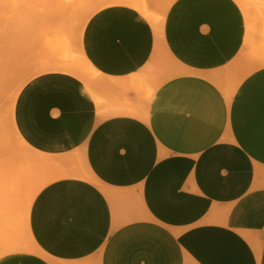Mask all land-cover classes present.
Segmentation results:
<instances>
[{
    "label": "crops",
    "instance_id": "0c3cea01",
    "mask_svg": "<svg viewBox=\"0 0 264 264\" xmlns=\"http://www.w3.org/2000/svg\"><path fill=\"white\" fill-rule=\"evenodd\" d=\"M162 28L182 71L152 78L149 100L132 79L157 37L123 5L83 29V53L106 82L97 97L61 72L22 87L21 138L87 178L41 188L28 221L39 252L0 264H264V63L245 43L244 13L235 0H174Z\"/></svg>",
    "mask_w": 264,
    "mask_h": 264
},
{
    "label": "bare ground",
    "instance_id": "6f19581e",
    "mask_svg": "<svg viewBox=\"0 0 264 264\" xmlns=\"http://www.w3.org/2000/svg\"><path fill=\"white\" fill-rule=\"evenodd\" d=\"M173 1L174 0H168L166 2L164 10L160 13L157 11H153L146 0H49V2L47 1L48 2L47 6L44 8L42 13L40 12L41 16L39 15L41 17L40 22L42 28L44 29V32L48 31L49 28L51 29V27H53L52 25L56 23L63 24L66 23L72 17L73 18L77 17V20L78 19L80 20L79 22L75 19L73 20L76 22L78 26V28L76 27L77 29L76 37L77 36L80 37V47L79 50L73 51L70 45L64 44L63 42L60 43V39H59L60 45H64V46H59V43L57 41L58 39H56L54 42L57 41L56 42V45L58 44L57 47L54 48L55 44L53 43L54 45L52 44L50 48V49L53 48V51H50V55L52 56V58L49 57L48 59L47 57L49 55L45 56L44 61H42V63L39 64L38 66H36L37 68L35 67L33 69L34 72L37 73V75L46 72H61L68 74L82 81L83 84L87 87V89L93 95H96V91H95L96 88H99L101 85L104 86L106 82L94 83L93 80L94 76L102 78V74L95 67H93L92 64L86 59L81 47V37H82L83 29L88 19L94 13V11L98 10L99 8L102 9L104 7L114 6V5H123L130 7L136 10L148 22H150L157 37V43H156L153 59L155 60V57H158L160 51L163 50L171 60L172 57L170 56L166 48L162 45L161 38H162V29H163L162 27H163L165 15L167 9L169 8L170 4ZM235 1L242 9L247 21L246 35L248 34V37L246 40L247 42L245 41V43L246 44L248 43L247 44L248 46L249 44L250 45L252 44L251 37L252 34H254L253 32L256 29L255 27L258 25V23L261 22L262 25H264V3H262L263 5L261 6L260 3L257 4L254 3L253 0H235ZM39 3H42V1ZM41 5L43 6V4ZM41 9L39 11H41ZM261 28L263 27H260V30H262ZM52 29H54V27ZM263 36L264 35H262V38ZM253 37L257 39L258 36L253 35ZM262 38L260 37V40ZM255 39H254L255 42L260 41ZM47 40L49 41V39ZM47 40L44 41L43 43L51 44L53 39H50L49 41L50 43L47 42ZM255 44L258 45L260 44V42L258 44L256 42ZM48 46L50 47V45ZM5 47H6L5 44L0 46V98L5 87L9 86V84H12L13 86L12 89L9 88V90L11 91H8L10 93L8 94L11 104H9V108H7L8 110L5 112L6 114L5 117L6 119L8 118L7 123H3L2 116L0 114V235H1L0 242L3 243V246L1 247L0 250V255L8 254L16 251L36 250L37 252H39L38 247L36 246L30 235L29 226H28L30 207L36 194L46 184L58 178L70 177V176L87 178V175L81 169L76 167L73 168L68 167V165L72 161L71 158L62 157L57 159L47 155L40 154L36 152L34 149H32L19 135L14 123V105L20 90L29 81V79L32 78L28 77L29 76L27 75L28 73L26 74L28 70L25 72H20L21 70L19 69L20 73L16 74V69H18V67H16V64H14L16 63L15 61L16 59L10 57L12 54L8 55V53L3 51ZM250 49L251 51L250 50L249 51L252 54V48ZM255 57L257 61L264 63V45L261 46L258 49V51H256ZM180 71H182V69L178 67L176 70H172V72L168 73L166 76L164 75L161 78L165 79L169 77L172 73L174 75ZM157 73L158 72L154 74L152 73V77L153 78L159 77L160 75ZM27 78L28 81H26ZM212 78L214 80H217L216 77H212ZM157 86L158 83L155 85V87L152 89L151 93L149 94L148 100L151 98ZM97 103L99 105L101 104L100 98L97 99ZM8 129L11 131L12 137L16 141V144H18V147L21 149L19 150V152L17 150L19 148L16 145H14V147L16 146L15 148H17L15 149L13 145L10 144V142L6 138V132L8 131ZM16 150L17 152H14ZM11 151L12 153L13 152L16 153L15 155L13 154L14 156L11 155L12 153L10 154L12 158L18 156V158L15 157L17 160L20 158L18 161L23 160L25 163L28 162L30 166H36L47 169L48 171H51V175L46 178L42 177L41 179L26 182L25 172L23 169H21L19 162L15 158H13L12 160L10 159V161H8L9 159L8 160L4 159V157H6L5 155L9 154ZM11 162L13 163L11 164ZM9 163L11 165H9ZM16 163H18L17 166ZM18 167L20 169H18ZM22 195H24V207L20 219L24 224L25 235L28 241L27 245L22 246L23 248H21L20 245L18 247H15V245L7 242L6 239L2 241V236L5 235L8 236L9 234L8 231L11 230L10 222L15 215L17 203Z\"/></svg>",
    "mask_w": 264,
    "mask_h": 264
},
{
    "label": "rangeland",
    "instance_id": "374dc122",
    "mask_svg": "<svg viewBox=\"0 0 264 264\" xmlns=\"http://www.w3.org/2000/svg\"><path fill=\"white\" fill-rule=\"evenodd\" d=\"M38 1L39 2L42 1V3H39ZM45 1L49 2V0H0V37H1L0 38V44L1 45L5 44L6 47L3 49V51L8 53V55L12 54L10 57L13 59L14 58L16 59L15 60L16 63H14V64H16V67H18V69H16V74H19L20 72H25L28 70V72H26V74L28 73L27 75H29L28 77H30V78L36 77L37 73H35L33 69L36 66H38L39 64H41L42 61H44L45 56L49 55L47 58L48 59H49V57L52 58V56L50 55V51H53V48L52 49H50V48H51L53 43L55 44L54 48L57 47L58 44L56 45V42L58 41V43H59V39H60V43L63 42L64 44L70 45V47L73 49V51L79 50L80 37L79 36L76 37V33H77L76 27L78 28V26H77L76 22L73 20V19L77 20L76 16H74L76 18L72 17L71 18L72 20L69 19L68 20L69 22L67 21L68 23L67 22L63 23V24H59V23L57 24L56 23V24L52 25L54 27V29H52L53 27H51V29L49 28V30L47 29L48 31L44 32V29L41 26V22H40L41 17L40 16H41L42 11L44 10V8L48 4V2L46 3ZM146 1L150 5V8L153 11H157L160 13L164 10L166 2L168 0H146ZM253 2L256 4L260 3L261 6L263 5L262 3H264L263 0H261V1L260 0H253ZM39 4L41 7L39 6ZM41 4H43V6ZM41 8H43V9H41ZM40 9H41V11H39ZM99 9H101V8H99ZM98 10L94 11V13H96ZM77 21L79 22L80 20L78 19ZM55 25H56V27H55ZM260 27H263V28H261L262 30H260ZM255 28L256 29L253 32L254 34H252V37H251L252 44H254V45L251 44L253 46L252 47V54L254 56H255L256 51H258V49L264 45V41H261V40H264V36L262 38V35H264V30H263L264 25H262V23L260 22V23H258V25ZM2 35L4 38L2 37ZM253 35L258 36L257 39H255V37H253ZM259 36L262 38L261 40H260ZM47 39H49V41H50V39H53L51 44L46 43L47 44L46 45L45 43H43ZM56 39H58V40L56 42H54ZM254 39L260 40L259 41L260 44H258L259 42L256 41L258 44V45H256L255 44L256 42L254 41ZM49 41L47 40V42H49ZM2 42L3 43L5 42V43L3 44ZM60 43H59V46H64V45H60ZM48 45H50V47ZM45 61H46V59H45ZM177 68H178L177 65L174 64L169 59V57L167 56V54L163 50H161L158 57H155V60L152 59L150 61V63L148 64V66L144 70V72L138 74L137 76H135L132 79V84L135 87V90L140 92L142 97L145 100H148L149 94L151 93L152 89L156 85V84H154V82H151V79L153 78L152 73L154 74V73L158 72L157 74H159L161 77H163L164 75L166 76L168 73L172 72V70H176ZM19 69L21 70L20 72H19ZM171 76H173V73L169 77H171ZM169 77H167V78H169ZM29 80H31V79H29ZM93 80H94V83L95 82H98V83L105 82V80L103 78L95 77V76H94ZM26 81H28V78L26 79ZM12 86H13L12 84H9V86L5 87L3 90V93L1 95V98H0V114L2 116L3 123L8 122V118L6 119V117H5V115H6L5 112L8 110L7 108H9V104H11L10 99H9L10 93L8 91H11V90H9V88L12 89ZM100 102L102 103L101 100H100ZM6 138L8 139L10 144L13 145V147H14V145H16L18 147V144H16V141L13 139L11 131L9 129L6 132ZM15 149H17V148H15ZM17 150L19 152V150H21V149L19 148ZM17 150L14 152H17ZM14 152L12 153V151H11L9 154L5 155L8 158L4 157V159H7V160L9 159L8 161H10V159L12 160L15 157L18 158V156H15L12 158V156H14L16 154ZM21 152H23V151H21ZM27 152H29V151H27ZM20 161H18V162H19V165L21 166V169H23L25 172L26 182L41 179L42 177L46 178V177L51 175V171H48L47 169H44L41 167H36V166H30V164L27 161H26L27 163H25L23 160H20ZM13 162H11V164ZM11 164L9 163V165H11ZM14 165H13V168H14ZM17 165H18V163H16V166ZM16 166H15V168H16ZM19 167H18V169H20ZM11 168H12V166H11ZM23 207H24V195H22L19 198V201L17 203L15 215L11 219V222H10L11 230L8 231V233H9L8 236L7 235H5L6 237L2 236V241L4 239H6L7 242L15 245V247H18L20 245L21 248H23L22 246L27 245V243H28V241L26 239V235H25L24 224H23L22 220L20 219V217L22 215ZM0 237H1V235H0ZM2 246H3V243L0 242V250H1ZM16 252H18V251H16ZM26 252L38 253L36 250H31V251L29 250ZM8 254H10V253H8ZM4 255H7V254H2V255H0V257H2Z\"/></svg>",
    "mask_w": 264,
    "mask_h": 264
}]
</instances>
